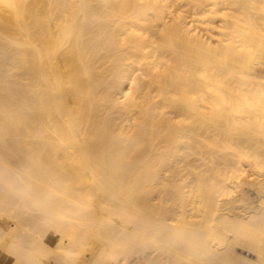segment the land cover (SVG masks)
<instances>
[{"label":"bare ground","instance_id":"obj_1","mask_svg":"<svg viewBox=\"0 0 264 264\" xmlns=\"http://www.w3.org/2000/svg\"><path fill=\"white\" fill-rule=\"evenodd\" d=\"M260 37L264 0H0L5 264H264Z\"/></svg>","mask_w":264,"mask_h":264},{"label":"rangeland","instance_id":"obj_2","mask_svg":"<svg viewBox=\"0 0 264 264\" xmlns=\"http://www.w3.org/2000/svg\"><path fill=\"white\" fill-rule=\"evenodd\" d=\"M197 24H198V23H197ZM199 25H200V24H199ZM255 27H256V28H254V31H257V30H258V28H257L258 26L256 25ZM214 34H216V33L214 32ZM215 37H216V36L213 35L212 40H211L212 42H213V40H215ZM260 38H261V39L263 38V39H262V42H261V41H260V42H261L262 45L264 46V43H263V41H264V37H260ZM261 39H260V40H261ZM256 69H257V70H262L261 68H257V67H256ZM261 127H262L263 129H262ZM261 127H260L261 129L258 127V128H257L258 130H257V129H256V130L260 133L259 136H261L260 138H262V139H260V140H262V142H264V131H263V130H264V126H261ZM259 129H260V130H259ZM261 131H262V132H261ZM261 133H262V134H261ZM258 199H259V197L256 195L255 198H254V200H253V202H252V206H256V205L259 204ZM235 205H236V204H235ZM228 206H230V205H226V206H223V207H221V208H222V209H223V208H227ZM240 210H241V211H240ZM233 211H234V212H238V213H240V215H241L242 217H243L242 213L244 214V212H245L246 215L244 214V216H245V217L247 216V212H246L247 210L243 211L242 209H233ZM239 211H240V212H239ZM192 212H193V211H192ZM194 213H196V212H194ZM196 214H199V213H196ZM53 235L56 236V234H51L50 236H53ZM49 245H50V246L54 245V242H52V243L49 242ZM246 249H247V248L244 247L243 245H240V244L237 245V244H236V245L233 246V250H232L233 252H232V253L235 252V253H234L235 255L233 254L234 257L240 256V258H243V257H244V259H245V258H246V259L249 258L248 260H251V261L256 260V256L254 255L255 253H254L253 251L248 250V249H247V250H248V251H247ZM250 252H253V253H250ZM236 255H237V256H236ZM237 259H239V257H238Z\"/></svg>","mask_w":264,"mask_h":264},{"label":"crops","instance_id":"obj_3","mask_svg":"<svg viewBox=\"0 0 264 264\" xmlns=\"http://www.w3.org/2000/svg\"><path fill=\"white\" fill-rule=\"evenodd\" d=\"M5 260L3 259V258H1V256H0V264H5Z\"/></svg>","mask_w":264,"mask_h":264}]
</instances>
